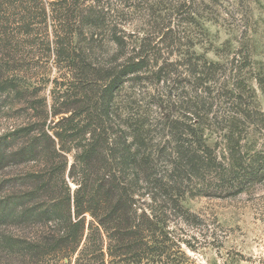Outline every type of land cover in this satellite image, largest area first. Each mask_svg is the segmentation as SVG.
I'll list each match as a JSON object with an SVG mask.
<instances>
[{
  "label": "trees",
  "instance_id": "obj_1",
  "mask_svg": "<svg viewBox=\"0 0 264 264\" xmlns=\"http://www.w3.org/2000/svg\"><path fill=\"white\" fill-rule=\"evenodd\" d=\"M91 1L0 0V50L7 48L5 20L19 17L28 34L46 35L50 57L73 75L49 105L38 94H24L22 82L9 75L8 56L0 53V92L28 96L36 119L15 133L27 138L25 145H16L15 134L0 137V171L31 165L30 172L0 184V252L9 264H69L75 257V264H189L182 246L194 250L197 238L182 227L196 223L184 206L186 183L208 182L235 197L264 182V148L255 150L247 133L254 124L264 128L244 75L249 58L236 65L235 57L228 69L188 53L184 66L192 90L178 96L179 89H171L168 99L159 93L153 116V108L144 107L156 101L137 100L138 86L155 78L170 89L176 65L164 60L150 70L157 50L146 40L127 43L111 25L109 8ZM199 17L194 12L188 22L199 25ZM103 33L111 35L116 54L98 63L90 55ZM80 37L89 40L86 48L74 45ZM257 77L264 90L263 75ZM221 79L215 99L227 98L228 110H214L211 100L212 85ZM127 83L136 89L120 125L117 97ZM211 117L225 123L220 151L205 134Z\"/></svg>",
  "mask_w": 264,
  "mask_h": 264
},
{
  "label": "rangeland",
  "instance_id": "obj_2",
  "mask_svg": "<svg viewBox=\"0 0 264 264\" xmlns=\"http://www.w3.org/2000/svg\"><path fill=\"white\" fill-rule=\"evenodd\" d=\"M95 1L109 8L110 19L113 22L111 25L118 28L119 34L125 37L127 43L135 46L146 40V43L157 50L156 57L150 62V70L157 71L164 60L176 65L170 68L177 69L169 81L170 89L166 88L168 82L158 84L155 78L149 79L145 85L138 86L137 100L145 99L152 103L156 101L155 106L144 107L153 108L151 115L156 116L155 112L161 98L159 93L164 94V99H168L171 89H179L178 96L192 90L184 60L188 53L191 55L196 53L205 56L209 61L228 65V69L232 68L231 63L235 57L238 59L236 65H241L238 62H245L248 57L247 64L250 65L244 69V75L249 78L248 86L255 95L254 106L264 117V90L257 77L258 75L264 77V0ZM81 2L86 6L92 3L91 0ZM194 12L200 16L197 18L199 25L188 22L191 16L194 17ZM24 21L19 20V17L5 20L7 28L3 38L6 40L7 48L0 50V53L8 56L6 63L9 75L18 77L19 82H22L23 88L27 91L24 94L30 96L38 94L52 105L53 96L57 97L60 94L62 84L73 75L65 62H56L54 54L50 57L44 38L46 35L34 37L33 34L26 32V28L20 27L19 24H24ZM51 30L52 28L49 34ZM98 40L95 55L91 54L90 58L99 63L112 58L116 54V49L109 33H103ZM80 42H82L80 47L84 48L89 44V40H84V37L74 39L77 48ZM226 75L230 76V70ZM149 77L151 78L150 74ZM179 81L182 85L178 84ZM184 84H187L185 89ZM223 84L224 80L221 79L212 85L214 87L211 100L216 104L214 110H218L220 106L227 110L229 108V105H226L227 98L220 103L215 99L221 92L216 88ZM135 89L133 84L127 83L118 93L117 104L122 108L117 118L120 125L127 116L125 107ZM35 121L28 96L25 100L13 89L0 92V137L15 134L17 130L28 127ZM220 121L212 118L209 123L211 130L205 133L211 147L218 148V151L226 142L222 138L226 131H222L225 123ZM116 132L114 130L112 138L116 136ZM247 133L251 136L250 140L255 150L264 148L263 127L251 125ZM14 136L17 146L27 143V138L21 134ZM8 140L11 142L10 138ZM30 166L1 170L0 184L20 172H30ZM71 186L73 190L77 188L74 184ZM185 186L184 206L195 216L196 223L182 224V227L190 232L189 236L197 238L191 242L194 250L182 246L189 258V264H264V182L235 197L219 194L208 182L203 183L200 180L188 182ZM7 229L13 233L22 232L13 227ZM75 260L76 257L69 264H75ZM0 264H9L8 257L3 252H0Z\"/></svg>",
  "mask_w": 264,
  "mask_h": 264
}]
</instances>
